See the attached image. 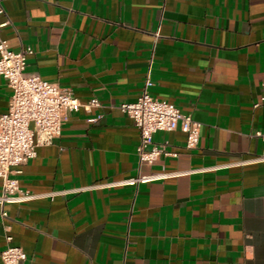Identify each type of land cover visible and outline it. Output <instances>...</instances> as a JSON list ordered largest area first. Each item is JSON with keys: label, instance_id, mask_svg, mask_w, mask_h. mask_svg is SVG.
Instances as JSON below:
<instances>
[{"label": "crops", "instance_id": "crops-1", "mask_svg": "<svg viewBox=\"0 0 264 264\" xmlns=\"http://www.w3.org/2000/svg\"><path fill=\"white\" fill-rule=\"evenodd\" d=\"M27 74L82 103L0 204L22 264H264V0H0ZM151 95L201 125L196 149L159 132L168 155L140 164L120 107ZM11 90L0 77V115ZM139 178H160L121 185ZM120 184V185H119ZM3 182L0 179V197Z\"/></svg>", "mask_w": 264, "mask_h": 264}, {"label": "built area", "instance_id": "built-area-1", "mask_svg": "<svg viewBox=\"0 0 264 264\" xmlns=\"http://www.w3.org/2000/svg\"><path fill=\"white\" fill-rule=\"evenodd\" d=\"M3 14L0 4V15ZM7 25L9 22L0 24V77L6 80L12 94L8 112L0 115V179L3 182L0 204H18L33 199L22 193L17 177L23 174L22 168L37 157L38 148L51 145L61 136L67 114L81 109L89 112L101 104L98 100L82 103L57 83L37 74H27L28 58L34 51L31 47L18 53L11 51L2 37ZM152 87L153 82L148 79L138 100L120 107L140 131L137 148L140 164H151L162 155H168L163 148L154 146L153 138L159 132H185L188 150L196 149L200 138L201 125L175 105L155 99L150 93ZM259 137L264 139L262 134ZM261 161L264 162V156L251 162ZM157 179L160 178H139L121 185L134 186ZM6 241L7 247L1 252L3 264L25 262L27 254L12 244L13 238L7 236Z\"/></svg>", "mask_w": 264, "mask_h": 264}]
</instances>
